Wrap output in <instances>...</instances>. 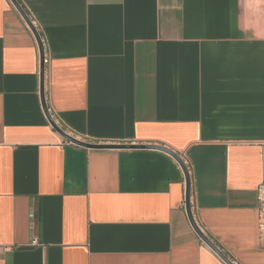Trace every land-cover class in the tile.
<instances>
[{
  "label": "crops",
  "instance_id": "1",
  "mask_svg": "<svg viewBox=\"0 0 264 264\" xmlns=\"http://www.w3.org/2000/svg\"><path fill=\"white\" fill-rule=\"evenodd\" d=\"M17 1L48 110L89 142L184 156L197 226L264 264V0ZM39 69L0 0V264H227L188 219L177 160L65 143Z\"/></svg>",
  "mask_w": 264,
  "mask_h": 264
},
{
  "label": "water",
  "instance_id": "2",
  "mask_svg": "<svg viewBox=\"0 0 264 264\" xmlns=\"http://www.w3.org/2000/svg\"><path fill=\"white\" fill-rule=\"evenodd\" d=\"M14 6L17 8V10L20 12L26 23L30 26L31 30L33 31L36 40L38 42L39 52H40V69H39V78H40V99L42 103L43 110L47 116L48 121L52 125V127L66 140L71 141L75 145L86 147V148H92V149H105V148H155L162 151H165L169 153L172 157H174L177 162L180 164L184 177H185V208L187 212L188 219L195 230V232L198 234V236L212 249L214 250L227 264H233L229 258L216 246V244L210 240L197 226L195 220L193 219L191 208H190V185H191V178L189 174V170L187 165L185 164L184 160L181 158V156L174 150L158 144H134V143H92V142H85L77 140L70 135L66 134L53 120L51 117L48 107L45 102L44 97V50H43V44L40 38V35L36 28L33 26L31 20L27 16V14L24 12L20 4L17 0H11Z\"/></svg>",
  "mask_w": 264,
  "mask_h": 264
},
{
  "label": "built area",
  "instance_id": "3",
  "mask_svg": "<svg viewBox=\"0 0 264 264\" xmlns=\"http://www.w3.org/2000/svg\"><path fill=\"white\" fill-rule=\"evenodd\" d=\"M47 61H48V59L46 57H44L43 58V63L45 64V63H47ZM49 113H50L51 117L53 118L54 122L66 134L70 135L71 137H73V138H75L77 140L89 142V141L85 140L84 138L78 136L72 129L66 128L63 125V123L61 122V120L59 118H57L56 116H54V114H52L50 111H49ZM65 143L74 144L71 141H68L66 139H65ZM93 143H108V142H93ZM181 158L184 160V162H186L184 156H181ZM256 210H257V229H258V233H259L260 237L264 238V182H261V183H259L256 186ZM198 227H199V229L202 232H204V228L203 227H201V226H198ZM219 250H221L229 258V260L233 264H238V262L235 259H233L230 256H228L221 248H219Z\"/></svg>",
  "mask_w": 264,
  "mask_h": 264
}]
</instances>
